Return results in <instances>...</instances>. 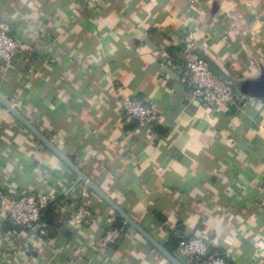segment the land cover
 Wrapping results in <instances>:
<instances>
[{"label":"crops","instance_id":"crops-1","mask_svg":"<svg viewBox=\"0 0 264 264\" xmlns=\"http://www.w3.org/2000/svg\"><path fill=\"white\" fill-rule=\"evenodd\" d=\"M1 27L28 55L0 68V96L160 246L200 235L227 264H264V0H0ZM189 33L258 94L197 104L176 69ZM128 98L152 106L150 126L121 118ZM41 145L0 103V264H172L130 225L102 245L121 217ZM23 188L65 202L56 232L8 223ZM79 206L89 223L71 221Z\"/></svg>","mask_w":264,"mask_h":264},{"label":"built area","instance_id":"built-area-1","mask_svg":"<svg viewBox=\"0 0 264 264\" xmlns=\"http://www.w3.org/2000/svg\"><path fill=\"white\" fill-rule=\"evenodd\" d=\"M79 1V0H72ZM181 61L176 69L184 76L191 90L192 99L210 107L226 108L238 104L243 99L242 92L230 80L215 74L197 53L194 36L189 33L181 45ZM28 55L27 46L21 40L10 35L9 31L0 28V68H8L15 57ZM118 112L124 120H134L139 127L150 126L156 119L152 106L137 98H128L118 105ZM56 199L51 192H36L29 188L20 189L4 205V214L9 222L21 230H32L40 220L42 211ZM258 205L264 212V189L260 190ZM59 211L64 206L59 207ZM62 208V209H61ZM71 221L80 225L92 219V212L87 206H79L70 213ZM43 231H41L42 233ZM123 233V228L107 229L101 244L114 243ZM178 239L176 254L187 264H227L224 256L211 253L209 242L200 235H174Z\"/></svg>","mask_w":264,"mask_h":264},{"label":"water","instance_id":"water-1","mask_svg":"<svg viewBox=\"0 0 264 264\" xmlns=\"http://www.w3.org/2000/svg\"><path fill=\"white\" fill-rule=\"evenodd\" d=\"M198 55L205 60V62L208 64L209 68L217 75L222 77L225 80H228V78H225V76L218 71L211 62L203 56V54L199 53L197 51ZM261 84L257 82H251L246 81L243 82L239 86V90L246 94V95H252L255 96L258 94V91L260 90ZM0 103L21 123L23 124L28 130H30L42 143L41 147H48L50 148L57 156L80 178L89 189H91L94 193H96L98 196H100L128 225H130L132 228H134L138 233H140L149 243L152 244V246L157 249L169 262L172 264H182L177 258H175L173 255H171L169 252H167L162 246H160L149 234H147L136 222H134L121 208H119L110 198H108L98 187H96L93 182L81 172L68 158L63 156L61 153H59L53 146H51L44 138L43 136L15 109L13 108L7 101H5L0 96Z\"/></svg>","mask_w":264,"mask_h":264},{"label":"trees","instance_id":"trees-1","mask_svg":"<svg viewBox=\"0 0 264 264\" xmlns=\"http://www.w3.org/2000/svg\"><path fill=\"white\" fill-rule=\"evenodd\" d=\"M131 121H133L135 124H137L136 121H134V120H131ZM61 205L64 206L66 204L61 198H56L54 201L50 202L46 206V208L42 211L40 220L36 223L35 228H34V230L38 233V235L44 236L47 233L49 234V233L56 232V227H57L58 223L65 220L62 217L63 215L59 211V209H60L59 207ZM91 212H92V210H91ZM89 222H87V223H89ZM8 223H10L12 226H15L9 221H8ZM87 223H83L82 225L87 224ZM16 228H18V227H16ZM110 228H123V230H126L129 228V226H128V224L124 223L121 218L117 217L115 222L113 224H111L107 229H110ZM41 231H43V232L41 233ZM177 243H178V239L175 236L171 237L169 239V242L166 246L169 253H171V254L176 253ZM210 250H211V253H215L212 249H210ZM215 254H217V253H215ZM217 255H220V254H217ZM220 256H222V255H220Z\"/></svg>","mask_w":264,"mask_h":264}]
</instances>
